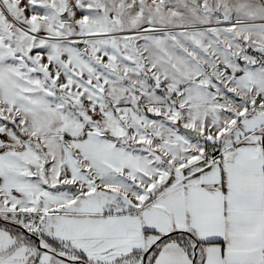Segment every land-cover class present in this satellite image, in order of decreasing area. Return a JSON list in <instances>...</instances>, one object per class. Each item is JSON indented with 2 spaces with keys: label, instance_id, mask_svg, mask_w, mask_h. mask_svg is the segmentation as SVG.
Instances as JSON below:
<instances>
[{
  "label": "snow or ice",
  "instance_id": "snow-or-ice-1",
  "mask_svg": "<svg viewBox=\"0 0 264 264\" xmlns=\"http://www.w3.org/2000/svg\"><path fill=\"white\" fill-rule=\"evenodd\" d=\"M0 264H264V0H0Z\"/></svg>",
  "mask_w": 264,
  "mask_h": 264
}]
</instances>
